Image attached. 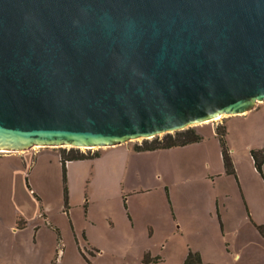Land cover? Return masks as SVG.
Here are the masks:
<instances>
[{"label":"water","instance_id":"water-1","mask_svg":"<svg viewBox=\"0 0 264 264\" xmlns=\"http://www.w3.org/2000/svg\"><path fill=\"white\" fill-rule=\"evenodd\" d=\"M264 101V0H0V150L109 147Z\"/></svg>","mask_w":264,"mask_h":264},{"label":"rangeland","instance_id":"rangeland-1","mask_svg":"<svg viewBox=\"0 0 264 264\" xmlns=\"http://www.w3.org/2000/svg\"><path fill=\"white\" fill-rule=\"evenodd\" d=\"M247 113L251 114L247 116H237V114L223 115L208 120L207 122L196 123L186 127L187 129L195 128L198 132L202 129L209 132L212 128L217 130L218 126H226V144L234 160L236 175L247 176L251 181V187L256 192L254 216H252L250 212L249 215L247 214V216H245L246 208L245 212L239 213L238 218L235 220L236 222H231L235 236L234 240L229 243L228 241L220 242V239L214 241L211 244L209 255L206 256L207 260H210V263H235L233 251L236 253H244L239 263L248 259V261H246L248 264H256L264 258V241L260 245L252 238L254 237V228L256 232H259L257 225L264 223V195L262 194L264 192V164L262 165L263 172L261 173L254 166L255 162L252 157L253 150L264 149V101L257 102ZM174 132L175 131L171 133ZM166 133L168 132L161 133L157 136L161 138ZM155 137L135 139L127 142V144H142L145 140H151ZM220 146L221 143L217 144L214 141H210V145L202 146L203 154L207 159L211 160L213 164H220L222 161L220 158ZM70 147L71 146H64L56 148L68 149ZM98 148L99 147L89 149L80 147L79 149L83 152L89 151L90 153H96L95 151H97ZM168 150H166L167 153L165 154H170ZM173 157L176 158L175 156ZM166 159H168V157L154 159V156H149L145 160H140L135 164H131L125 176L126 184L127 186L129 185V187L121 193V200L112 201L108 206L102 203V192L106 191V189L99 187L96 195H93L94 184L86 185L84 182L80 183L74 180L71 190L73 197H77L78 199L82 197L83 202L85 198H87L88 203L94 202V204H92L90 210L87 212L83 202L69 199L72 207L70 210L73 212V220L70 219L66 212L62 211L63 208L60 204L63 202L61 193L62 188L58 187L54 182H45L47 177H55L56 169L46 176H38L40 182L38 187L42 193V195L39 196L51 200L52 203L49 205V203L46 204L42 202L40 215L38 211L36 216L31 218V223L27 225L29 227H26V230H24L22 234L18 233L13 235V232L10 231V233L6 231L3 228L4 226L0 224V240L5 241L0 247V255H5V257H0V264H60V262H62V264H177L179 249L183 242L181 243L179 240L176 241V238H171L172 241H168L165 237L167 221L173 218L171 214L172 201L170 194L174 192L173 196L176 198L179 188L182 187L192 191L203 187L202 182L194 179L188 180L185 174L182 178L178 179L177 174L173 175L169 170V166L162 167L164 173L168 172L170 174V183H167L164 187L165 184L161 182V180H155L156 185L153 186L151 191L142 192L137 195L133 194L130 196L129 202L124 200L126 199L124 196L129 193L132 186L141 188L143 185V182L137 180L136 176L148 175L151 172V168L149 167L151 162L152 164L160 162L162 165L164 163L163 161ZM164 168H166V170H163ZM223 168L225 169V167ZM230 176L232 179L234 177V180L237 182V176L234 174ZM32 178L36 180L35 177L32 176ZM258 179H260V181L256 183ZM228 181L226 177H218L215 189L219 193L225 191L224 187L228 186ZM64 185L65 188L67 186V189L69 188V182H65ZM33 190L31 186L28 189L26 188V190L19 188L15 192L17 195L13 197V194H11L8 197L9 199L7 198L4 200L3 208H5L8 214L14 211H21L20 213L31 212L34 207ZM107 191L114 192L115 189L112 188ZM34 198L37 205L38 199L36 196ZM9 200L11 201L9 202ZM128 205L132 208L131 211L134 214L132 217L135 216L137 222L135 231L131 233V239H128V234L125 233V229L122 227L124 226L129 230L127 224L118 225V227L111 231L106 230L107 228L104 224V221H106V212H109L110 215H116V213L126 214L127 210L125 209ZM65 208L66 206L64 210ZM44 213H50L51 220L58 223L59 226L57 227L61 231V240L58 238L55 229L50 227L46 218L41 216V214L43 215ZM87 214L89 216L97 215L98 219L102 221L100 230L95 231L94 235L100 242V246L97 249L103 251V249L106 248L107 251L104 254L101 253L99 257H94L93 253L87 249V241H82V243H80L82 240L81 233L82 230H84L83 225L86 224ZM130 220H132V218H130ZM26 223V220L21 219L18 223H15V226L23 227ZM150 223L154 230V233L151 235L148 232ZM36 225H40V227L35 228ZM80 226H83L81 231H79ZM87 233L86 231V235L90 240ZM82 236L84 237V235ZM26 240H28V243ZM148 248L151 249V253H144L146 250H149ZM164 253L165 256L167 255L165 260L160 261L156 259L160 256L155 255H163ZM146 255H148L151 260L144 262L143 259H145Z\"/></svg>","mask_w":264,"mask_h":264},{"label":"crops","instance_id":"crops-1","mask_svg":"<svg viewBox=\"0 0 264 264\" xmlns=\"http://www.w3.org/2000/svg\"><path fill=\"white\" fill-rule=\"evenodd\" d=\"M251 113H245L240 115H249ZM238 116V115H237ZM208 130V129H206ZM216 129L212 128L210 131L199 130L203 135V139L199 142H195L189 145H183L173 148H164L159 150H147L138 151L134 148V145L130 144H117L109 147H99L97 149L98 155L93 158L79 159V160H67L66 175L64 166L62 163V149L56 148V146H35L32 149L14 151L10 153L0 154V224H2L4 229L8 232H13L14 234L23 233L26 227L31 223V218L35 217L39 211L42 202L51 205V200L40 197L42 195L39 189V179L38 176L48 175L54 172L56 169L55 177H47L45 182H54L58 187L62 188V211L66 212L70 219L73 220V212L70 210L71 205L69 199L77 202H83V198L73 197L71 192L73 187V181H78L80 183H85L86 185L94 184L93 195H96L98 188L102 187L106 189L103 191L102 203L109 205L112 201L121 200V193L127 190L129 185L126 184L125 176L129 170L131 164H135L140 160H145L149 156H154V159L166 158L164 163L161 165L160 162L155 164H149L151 172L146 176H136L137 180H141L143 185L141 188H135L132 186L129 193L124 196L129 202L130 196L133 194H140L142 192L151 191L155 184V180L163 182L166 186L170 183V174L168 172H163L162 167H168L173 175L177 174V178L180 179L185 174L188 180L201 181L203 187L195 190H187L186 188H179V192L176 198L173 196L174 192H171L170 198L171 204V214L173 218L168 219L167 226L165 229V237L168 241H172L171 238H176V241H181L182 246L179 249V255L177 259V264H183V260L186 259L187 254L190 250L200 252L202 257V262L204 264L210 263L206 256L209 255L211 250V244L220 239V242L228 241L232 242L235 238L234 231L232 230L231 222H236L239 213L245 212L249 215V212L254 216L256 208V192L251 187V181L245 175L237 174V182L231 178V174L226 173L223 168V159L221 153V162L213 164L211 160L207 159L203 154L202 146L210 145V141H214L217 144L220 143L219 137L216 134ZM227 133V131H226ZM219 141V142H218ZM169 149V150H168ZM166 150H168L167 153ZM151 154V155H150ZM175 156L176 158H174ZM255 166V165H254ZM140 168V167H139ZM163 170H166L164 168ZM236 170V169H235ZM140 173V172H139ZM65 175V180H64ZM33 177L36 178L34 180ZM67 177V179H66ZM218 177H226L228 179V186H225V191L219 193L215 187L217 186ZM260 179L256 180V183ZM65 182H69V188L67 191L69 206L64 210L66 206L65 201ZM31 186L33 188V210L27 213H20L21 211H14L8 214V212L3 208L4 200L7 199L11 194L13 197L17 195L15 193L19 188L23 190L28 189ZM68 187V186H67ZM86 187V186H85ZM114 188V192L107 191L108 189ZM80 194V193H79ZM264 195V192L262 193ZM37 197L38 204L36 205ZM39 196V197H38ZM9 199V198H8ZM11 200H9L10 202ZM13 201V200H12ZM259 203L260 200L258 199ZM86 206L87 212L90 210L92 203H88L87 198L83 202ZM7 206V205H6ZM37 206V207H36ZM36 207V210H35ZM102 208V207H101ZM100 208V209H101ZM132 208L128 205L124 213H116V215L109 212L105 213L106 221L104 224L106 230L111 231L120 226L121 224H127L129 230L125 229V233L128 234V239H131V233L135 231L137 222L134 214L131 211ZM111 211V210H110ZM45 217L50 227H53L56 231L58 230V238L62 239L61 231L57 227L59 226L57 222L51 220V215L41 214ZM97 215L89 216L87 214L86 224H84V230L81 233V242L87 241V249L93 253L94 257L101 256L107 249L100 251V242L95 237L94 233L100 230L101 222ZM132 220H130V218ZM26 220L27 223L21 226H15L21 219ZM25 223V222H24ZM71 226V224H70ZM80 226L79 231H81ZM40 225H36L35 228H39ZM28 229V228H27ZM78 230V228H77ZM88 232V239L86 235ZM254 237H252L257 244H262L264 237L261 233L256 232L254 228ZM10 232V233H11ZM57 232V231H56ZM149 234H153L154 230L152 224L148 226ZM84 235V237L82 236ZM95 239H94V238ZM95 241H94V240ZM90 241V242H89ZM28 243V240H26ZM5 241L0 240V247ZM17 247V246H16ZM146 250L144 253H151V249ZM243 252L236 253L233 251L234 262L238 264H248L245 261H241ZM155 256H160L158 260H165L167 255L157 254ZM0 257H5L1 254ZM235 263H225V264H235ZM62 264V262H60ZM256 264H264V258L262 261H258Z\"/></svg>","mask_w":264,"mask_h":264},{"label":"trees","instance_id":"trees-1","mask_svg":"<svg viewBox=\"0 0 264 264\" xmlns=\"http://www.w3.org/2000/svg\"><path fill=\"white\" fill-rule=\"evenodd\" d=\"M226 126H218L216 131L217 136L220 139L221 143V153H222V159H223V165L225 167V171L228 174H234L236 175V170L234 166V160L231 156L230 150L228 148V145L226 144ZM203 139V135L198 132L195 128H185L182 130L175 131L174 133L168 132L163 137H155L151 140H145L142 144H135L134 148L138 149V151H147V150H159L164 148H173L183 145H189L195 142H199ZM98 153H90L89 151L83 152L79 148H73L72 146L68 149L63 148L62 149V163L64 166V172L66 175V161L67 160H79V159H86V158H93L97 156ZM252 157L254 159V165L258 171L261 173L262 165L264 164V149L259 150H253L252 151ZM64 175V180H65ZM67 187L65 188V201H66V207L68 205V195H67ZM258 231L261 233V235L264 237V223L257 225ZM57 233L59 234L58 230L56 229ZM59 239L61 240L60 236ZM157 260L160 259V257L156 258ZM144 262H147L148 260H151L148 255L145 256V259H143ZM155 260V259H154ZM184 264H204L202 262V257L200 255V252L198 251H192L190 250L187 254L186 259L184 260ZM207 264H216V263H207Z\"/></svg>","mask_w":264,"mask_h":264},{"label":"built area","instance_id":"built-area-1","mask_svg":"<svg viewBox=\"0 0 264 264\" xmlns=\"http://www.w3.org/2000/svg\"><path fill=\"white\" fill-rule=\"evenodd\" d=\"M89 148V147H88ZM90 149V148H89ZM11 151H7V150H0V154L2 153H10Z\"/></svg>","mask_w":264,"mask_h":264},{"label":"bare ground","instance_id":"bare-ground-1","mask_svg":"<svg viewBox=\"0 0 264 264\" xmlns=\"http://www.w3.org/2000/svg\"><path fill=\"white\" fill-rule=\"evenodd\" d=\"M205 122H207V121H205Z\"/></svg>","mask_w":264,"mask_h":264}]
</instances>
